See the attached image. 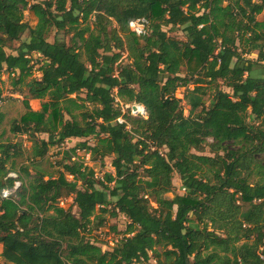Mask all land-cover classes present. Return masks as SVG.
<instances>
[{
	"label": "trees",
	"instance_id": "obj_1",
	"mask_svg": "<svg viewBox=\"0 0 264 264\" xmlns=\"http://www.w3.org/2000/svg\"><path fill=\"white\" fill-rule=\"evenodd\" d=\"M263 13L264 0H0V78L18 72L23 82L38 53L42 77L27 87L47 100L39 112L25 101L11 124L33 145L18 171L23 146L0 133V264H148L151 253L156 264H264V77L252 76L264 69ZM136 19L148 21L146 35L129 29ZM53 29L70 44L48 42ZM179 31L184 39L169 34ZM117 98L143 105L146 118L123 114ZM70 139L84 141L64 152L63 170L42 171L50 148ZM77 150L112 158L115 175L96 179L72 161ZM175 174L184 193L162 197ZM71 196L77 214L59 205ZM107 214L129 224L105 251L85 233Z\"/></svg>",
	"mask_w": 264,
	"mask_h": 264
},
{
	"label": "rangeland",
	"instance_id": "obj_2",
	"mask_svg": "<svg viewBox=\"0 0 264 264\" xmlns=\"http://www.w3.org/2000/svg\"><path fill=\"white\" fill-rule=\"evenodd\" d=\"M259 20H264V13L258 17ZM23 21L26 25L35 27L38 23V20L33 16L32 13H29L28 11L25 12ZM166 31H169V28H165ZM171 36L178 37L180 39H184L182 32H169ZM29 40V33L26 32L21 35L20 40L12 43L7 49V54H18V48L23 42H27ZM71 36L65 35L64 32H57L55 29H53L49 36H48V42L53 43L54 41H62L66 42L67 44H70ZM257 54H253L249 56L250 59H257ZM32 60L33 65V71L30 77L26 78L23 82L17 83L19 73L11 74L9 71H4L0 78V110L5 113V119L0 127V133H3L2 141H7V143H18L22 144L24 149V154L20 157H17L15 159V168L18 171L22 165L27 164L28 156L31 153L32 149V142L29 139V136L27 135H20L18 137H13L11 134V124L14 120L20 119V117L27 112V108L24 104L25 101L29 103V106L31 110L35 112H39L42 110L43 103H45L47 100H33L29 97V89L27 87V84L31 80H40L42 77L41 72L39 71L40 67L42 66V57L38 53L32 54L30 56ZM123 63H128L127 60V54H124L123 56ZM252 76L254 77H264V69L262 68L257 69L252 73ZM228 93H231V90L225 89ZM115 91L114 93H116ZM186 93V88L178 89L176 92V97L178 99L184 100ZM116 104H118L122 108V112L126 114H130V111H127L126 105H135L133 104H126L124 101L116 99ZM182 106L184 109V115L188 116L190 107L187 105L185 101L182 102ZM132 116V115H131ZM147 116V114H146ZM146 116L144 118H146ZM125 120V118H124ZM126 122V120H125ZM130 128V127H129ZM39 138L50 140L49 136L47 135H40ZM82 139H70L67 140L62 145H56L52 148H50L49 152L45 156L43 160L38 164L39 168L42 171H45L48 175L55 176L58 171H62V165L64 163H69V161L65 158L64 152L65 151H71L74 149L79 143L83 142ZM90 145L95 144L94 139H88L87 140ZM209 143L212 142L211 139L208 140ZM195 152V151H194ZM207 156H214L211 153V150L209 147L206 148L205 152L203 153ZM72 161H81L84 162V164L90 168L93 169L95 173V177L98 180H103L105 175L108 173H112L115 175L114 168L112 167V158H106L103 161L94 160L91 157V154L89 152H86L85 150H77L75 157H73ZM11 162H9L8 167L10 166ZM14 177H17V174H12ZM67 175L68 179H72V176ZM173 184L174 189L173 191L166 195L162 194V197H172L175 194H183L184 191L182 189V183L180 180L179 175L175 174L173 176ZM18 185V183H17ZM79 187L81 188V183H79ZM73 197H65L63 198L59 205L61 207H64L66 209L71 208L75 214H77V210L73 207ZM152 206L157 208V205L155 203H152ZM104 226L101 228H97L98 221L93 220V224L89 226V230L85 233V236L87 239H90L93 242H96L97 244L102 246V249L105 251L113 249L118 244V241L124 237V234L127 230L129 220L123 216L118 215L117 217H110V215H106ZM113 227H116V231L112 229ZM3 252V247L0 244V256ZM152 260L148 264H156V261L154 260V254L151 253ZM1 263L3 261L0 258Z\"/></svg>",
	"mask_w": 264,
	"mask_h": 264
},
{
	"label": "built area",
	"instance_id": "obj_3",
	"mask_svg": "<svg viewBox=\"0 0 264 264\" xmlns=\"http://www.w3.org/2000/svg\"><path fill=\"white\" fill-rule=\"evenodd\" d=\"M129 29L131 30L132 33H134L135 35L141 37L147 34L148 29H149V23L146 19H136V20H132L129 23ZM136 106L135 105H126V109L127 111H130L131 115L133 117L136 118H141V117H145L146 116V112L141 110L139 107H137L136 111H133V107ZM126 114V113H123ZM118 122L120 124L125 123V120L123 117H120L118 119ZM10 177H14L12 174H10ZM17 178V177H14ZM17 185V184H16ZM18 185H20V183H18ZM17 185V186H18ZM10 191L8 190H4L3 191V197L4 198H8L10 196Z\"/></svg>",
	"mask_w": 264,
	"mask_h": 264
},
{
	"label": "water",
	"instance_id": "obj_4",
	"mask_svg": "<svg viewBox=\"0 0 264 264\" xmlns=\"http://www.w3.org/2000/svg\"><path fill=\"white\" fill-rule=\"evenodd\" d=\"M137 107H139L141 110L146 112V108L143 105L136 104V106L133 107V111H136Z\"/></svg>",
	"mask_w": 264,
	"mask_h": 264
}]
</instances>
